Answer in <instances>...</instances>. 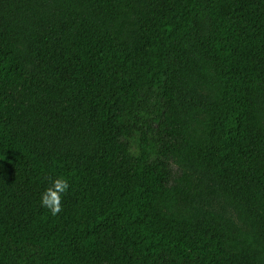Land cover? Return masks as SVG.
I'll return each instance as SVG.
<instances>
[{"label":"trees","instance_id":"trees-1","mask_svg":"<svg viewBox=\"0 0 264 264\" xmlns=\"http://www.w3.org/2000/svg\"><path fill=\"white\" fill-rule=\"evenodd\" d=\"M0 264H264V0H0Z\"/></svg>","mask_w":264,"mask_h":264},{"label":"clouds","instance_id":"clouds-1","mask_svg":"<svg viewBox=\"0 0 264 264\" xmlns=\"http://www.w3.org/2000/svg\"><path fill=\"white\" fill-rule=\"evenodd\" d=\"M70 185L64 178H56L41 195V205L47 207L53 215L62 210V195L67 192Z\"/></svg>","mask_w":264,"mask_h":264}]
</instances>
